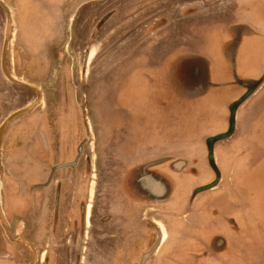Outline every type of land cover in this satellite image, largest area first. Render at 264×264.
<instances>
[{
	"label": "crops",
	"instance_id": "1",
	"mask_svg": "<svg viewBox=\"0 0 264 264\" xmlns=\"http://www.w3.org/2000/svg\"><path fill=\"white\" fill-rule=\"evenodd\" d=\"M72 1L0 0V127L16 112L35 104L39 94L42 95L41 103L15 118L3 135L0 264L29 262L26 248H20L24 256L20 258L17 255L20 246L14 241L28 231L29 202L32 196L40 195L33 191L39 180L34 177L35 166L27 153L35 134L43 133L41 128L35 131V123L41 122V107L50 92L51 42L66 40L64 29L62 34L60 27L58 33L54 30L56 24L60 26L61 21L66 20L67 4ZM74 2V7L78 8V24L84 19L86 9L112 10L111 17L97 34L93 27L101 17L92 20L91 33L87 37L92 42L98 37L110 42L101 53L107 57L106 64L96 66L92 62L87 67L78 66L82 73L98 70L107 73V86L112 84V88H107L106 100L100 102L101 99L93 97L86 100L90 107L85 115L87 131L86 135L80 133L86 140L82 152L84 157L88 156L97 181L89 192L86 227L81 237L83 252L88 249V253H83L86 264H138L150 246L151 232L144 229V219H151L162 233L158 251L148 264H264V213L252 207L249 198L253 196H247L253 195L248 193V183L238 179L237 173L230 171L232 166L226 164L229 160L236 161L238 153L246 154L247 149L251 150L243 144L251 138L237 145L232 138L237 136L239 123L244 120L241 111L264 90V0ZM61 10H65L62 16ZM218 14L230 17L225 25L217 28L208 23V32L201 39L194 37L195 30L192 35L188 33L185 26L192 20L202 17L209 21ZM40 17L46 22L48 31L45 33L34 31ZM14 41L18 42L12 50ZM196 41H204V44L196 49L199 45ZM129 43L134 47L127 48ZM95 55L91 52L89 57L94 59L99 53ZM4 67L12 78L32 88L12 82ZM119 67L129 86L128 97L111 96L116 89L109 74ZM230 73L237 76L236 79L238 73L242 74L237 83L228 81ZM236 85L238 90H243L241 94L244 93L239 100L247 99L235 112L233 133L214 143L212 165L209 141L231 131V109L239 101L223 105L221 100L227 88ZM137 87L142 92L146 89L144 97L134 95ZM98 104L104 105L102 111L106 113L99 119L94 113ZM200 121H206L211 131L199 134L200 139H196L193 137L195 124ZM218 126L220 130L216 129ZM253 131L251 137L255 139ZM204 158L211 179L197 184L195 180L205 176L199 166ZM144 166H156L161 174L172 180L175 190L166 202L144 206L137 204L135 198L129 201L119 192L124 170ZM211 167L216 169V181ZM102 183L106 192H97L96 185ZM96 201L100 216L110 215L112 219L108 225H97L94 230L91 224L94 226ZM16 204L22 205L23 213H16ZM34 219L42 226L39 229L41 239L36 235L31 239L36 248L43 249L40 245L46 241L45 211ZM134 236L142 243L137 253L134 251L138 248L132 242ZM98 238L108 241L104 250L111 254L101 262L99 257L93 259L95 254L89 256L94 247L92 242ZM29 241L25 244L29 245ZM44 258L42 256V260ZM40 259L32 264H44Z\"/></svg>",
	"mask_w": 264,
	"mask_h": 264
},
{
	"label": "flooded vegetation",
	"instance_id": "2",
	"mask_svg": "<svg viewBox=\"0 0 264 264\" xmlns=\"http://www.w3.org/2000/svg\"><path fill=\"white\" fill-rule=\"evenodd\" d=\"M100 9L101 10L97 9L95 12L91 11V13L96 16L89 17L90 19L86 22H84L83 19L82 22L78 24V40L80 37L82 39L84 38V40H89L87 37L90 36L91 33L92 20L98 18V11L101 12L104 8ZM110 15H112L111 11L106 17L96 19L93 27L96 34L106 20L111 17ZM83 23L87 24V29L90 28V32L86 33V35H88L86 37H82L83 33H80ZM97 36L98 35H95V37ZM95 41H99V37L93 42ZM99 58L100 56L97 57L98 60H100ZM100 62L97 63V65H101ZM78 66H80L79 63ZM78 66L75 63V68L73 70V72H75L74 76H76V72H78V74L80 73L77 71ZM60 71L61 70H59V72ZM100 72V70L95 71L96 75L93 76L90 87H86L90 89L91 97L93 98H98L95 96V92L97 91L98 85H96L97 79L100 80L98 76ZM57 83L58 84L53 88L50 86V92L47 96L46 103L41 107L43 117L41 122L38 121L40 124L37 122L35 123V131L41 128L43 133L35 134L34 143L29 146L27 153L29 160L35 166L34 177L39 180V182L33 186V191L35 193L39 192L40 195H35L36 197L32 196L30 199L29 205L31 211L29 212L28 231H26L25 234H21V237H15L14 241L20 246L17 250V255L20 258L24 257L21 253L22 249L20 248L23 246L26 248L27 253H25V255L28 254V264H32L34 261L36 262L39 257L41 258L40 260H42V256H45L42 260L44 264H86L85 261L87 260L86 257L83 256V253H88V249L83 252L81 237L86 227V212L90 204L89 192L93 184L97 183V181L94 177L95 175L92 174L88 156L84 157L85 154L82 152L86 140L81 138L80 133L83 132L86 135L87 131L86 114L82 112V110H84V105L81 99L84 85L81 84L82 82L79 79V75L74 83V85H78V90L76 91L78 94H76L70 86V88L66 86L64 93L55 91L56 88H59V90L61 89L60 82ZM93 83H95V85ZM100 83L101 80L99 84ZM77 99L78 106H76ZM56 102L57 106H59L58 118L53 116L52 113V105L56 107ZM68 103H72L73 105H71L74 106L71 110H69ZM212 171L215 176L214 181H216L218 178L216 169L212 168ZM120 180L122 184L120 185L119 192H121L125 198H128L129 201L135 198L137 199L135 201L137 204L144 206L147 204L157 206L160 202H166L175 190L170 177L161 174L156 166L126 169ZM96 188L97 192H106V186H104L103 183L97 184ZM42 192H44V194ZM16 206L18 207V209L15 210L16 213L18 212V214H20L24 212V210H22V205L16 204ZM98 206L99 202H94V226L91 224L94 230L99 226L108 225L112 219L110 215L100 216L101 214L98 211ZM42 211H45L46 214V241L41 240L42 243L40 246L43 247V249H38V246L36 248L31 238L36 235L41 239L39 229L42 226L39 223L36 224V221L33 220H35L34 218L37 214H40ZM142 225L144 229L148 228V231L151 232L149 236L150 246L141 256L138 264H148L158 251L162 242V233L160 231L161 229L151 219H144ZM35 226L36 229H34ZM122 238L123 236L118 238V241L121 242ZM27 241L30 242L29 245L25 244ZM107 242L108 241L104 238L94 239L92 242L94 246L92 248L93 250L90 251V255H88L92 256L93 253L95 254L93 255V259L99 257L100 262L103 261L104 258L111 255L110 251L105 252L104 250V246L107 245ZM132 242H134L135 246L138 248L134 251V253H137V251L142 248V243L135 236Z\"/></svg>",
	"mask_w": 264,
	"mask_h": 264
},
{
	"label": "rangeland",
	"instance_id": "3",
	"mask_svg": "<svg viewBox=\"0 0 264 264\" xmlns=\"http://www.w3.org/2000/svg\"><path fill=\"white\" fill-rule=\"evenodd\" d=\"M116 3L117 2H115V4ZM74 5H76L74 0L72 2H68L67 9H66V20L67 21L66 20L61 21L60 26L59 24L55 25L56 29L54 31L58 33V28L60 27L61 34H62L63 29H64L65 32L67 33V38L65 41L64 40H60V41L52 40L53 42H51V53H50V64H51L50 80L51 82H50V86L53 88L58 84L57 82H60L59 84H61V89L59 90V88H56L55 91L64 93L66 86L68 87L70 86L76 93V91L78 90V85L77 84L74 85V83L78 79V75H79V79L82 80L81 84L84 85L83 87L84 90L82 91L84 110H82V112L83 113L85 112L86 114L87 112L86 109L90 108L88 103H86V100H88L92 96L90 89H87L86 87L87 86L90 87V83L93 80V76L96 75V73L88 71V72H83V73L80 72L78 74V72H76L77 74L76 76H74L75 75V72H73L75 68L74 66H75V63L77 64V66L79 63L80 65H83V67H87L89 65H92V62H95L94 64L97 65V63H99L100 61H101L100 64H106L107 57H104V55H101V53L103 51L104 52L106 51V48L108 47L110 42H108L107 40H103V41L99 40V41L92 42V40H87V39L84 40V38L82 39L81 37L78 40V23H77L78 8H75ZM97 9L101 10L100 8H97ZM97 9L84 10L83 11L84 22L88 21L90 19L89 17L96 16L92 14L91 11L95 12L97 11ZM64 11L65 10H61L62 12L61 16L64 15ZM110 11L112 12L111 9L104 8L101 12L98 11L99 13L98 17L99 18L106 17ZM58 15L59 14L57 13L56 18L58 17ZM43 19L44 18L42 17L38 18V23L36 24L34 28L35 32L40 31V32L45 33L48 31L45 19L44 20ZM228 19H230V17H223L222 14L220 15L218 14L217 16L214 15V17L208 19L209 21H207L205 18L199 17L194 21L192 20L185 27L187 30L191 31V32L188 31V33H190L191 35H192L193 30H195L194 37L197 39H201L203 37V34L208 32L207 30V28L209 27L208 23L213 24L214 26L218 28L219 26L225 25L224 22ZM89 29H87L86 23H83L81 25L80 33H83L82 37L88 36L86 35V33L90 32ZM16 42L18 41H14L12 50L16 48ZM196 42L199 43V45L196 46V49L202 47V44H204V41H196ZM137 43L135 42L134 44L137 45ZM134 44L129 43L127 48L131 47V45L132 47H134ZM91 52H94V55L95 54L97 55L99 53L98 56H100L99 58L100 60L97 59L98 56L95 57L94 59H91L89 57ZM120 52H122L121 54L123 55V50H121ZM13 57H11V59ZM137 57L139 58V56ZM31 59H33V57ZM47 59L48 58L45 57V60ZM36 60H38V58H36ZM132 64L134 65L135 63H132ZM119 68H117L116 70H114V72L109 74L111 76L110 81L111 79H112V82L115 81L114 89H116L114 90L113 93H111V96L114 95V96H120V97H124V96L128 97L129 86L126 84L125 79H123V72H122L123 69L120 68L119 70ZM59 70L61 71L59 72ZM77 71H78V68H77ZM106 74L107 73H103V72L98 73L101 83L99 84L100 80L97 79L96 85L98 84L99 87L97 85V91L95 92V96L98 97L99 100L101 99L100 102L102 100H106L107 97L109 96V93L107 92V88H112L111 83H109L108 85L109 87L107 86V82H106L107 75ZM134 75H137V74L135 73ZM237 75L239 78L242 74L238 73ZM229 76H230V78H228L229 82L237 83L239 81L238 78L236 79L237 76H234V74L230 73ZM93 84L95 85V83ZM143 85L145 84L143 83ZM145 86L147 87L148 85H145ZM241 91L243 90L242 89L238 90L237 85L234 87L229 86L227 88V93L225 95V98L221 100L222 104L228 105V104H232L238 101L241 97L244 96V93L242 92L241 94ZM144 92L146 93V89H144L142 92L137 87V90L136 91L134 90L133 93L135 96L140 98V97L145 96ZM76 102H77L76 106H78V99L76 100ZM19 104L22 105V103H19ZM71 104L72 103H68L69 110H71V108L74 107L72 106L73 104L72 105ZM58 107L59 106H57V102H56V107L52 105L53 116L57 118L59 115ZM99 107H100V111H99ZM102 108H104V105L102 104L100 106L99 104L95 106L96 110L94 113L98 119L101 115L104 117L106 116L105 115L106 113L102 111ZM77 112H78V107H77ZM241 114H243L244 120L242 121V123H239V127L237 129V136L235 138H232V140L237 145L238 143L241 142V140H247V138H251L250 142L246 143L244 141L243 143L245 148H249L251 150L247 149L246 151L248 152L246 154L238 153L236 157V161L231 162L229 160V163L226 162V164L228 165L230 164L232 166L230 167V171L236 172L238 179H241V180L243 179L245 181L244 183H248L249 185L248 193L253 194V195L251 194L247 195L248 198L250 196H253V198H249V199H252V205H253L252 207L257 208L258 212L264 213V90L261 92V94L258 97L252 99L251 102L245 105L244 111H241ZM106 121L107 119L105 120L104 118L105 123ZM216 129L220 130L219 126L216 127ZM252 130H254L253 132L255 133L254 134L255 139L251 137L253 134ZM194 131H195V136L193 137L196 139H200V137L198 136L199 134H204L207 132L209 133V131H211L210 125H208L206 121L205 123H202V121H200V123L195 124ZM190 139L193 140L192 138ZM199 154L202 157V153L199 152ZM220 156L223 157L224 154H220ZM207 165H208V162L207 160H205V158L200 161L199 166L201 170L204 172L205 176L203 175V178L202 177L197 178L195 180L197 184H200L201 181H203L202 183H206L208 180L211 179V177L208 176V173L210 172L207 168ZM244 198L246 199L247 197L245 196ZM261 219L263 218L261 217ZM262 234L264 236V233Z\"/></svg>",
	"mask_w": 264,
	"mask_h": 264
},
{
	"label": "water",
	"instance_id": "4",
	"mask_svg": "<svg viewBox=\"0 0 264 264\" xmlns=\"http://www.w3.org/2000/svg\"><path fill=\"white\" fill-rule=\"evenodd\" d=\"M8 37H9V32L7 34V39H6V43H5V48H4V55H3V61L5 60V52H6V49H7V44H8ZM4 70H5V67H4ZM5 73L7 75V77L14 83L18 84V85H21V86H25V87H30L32 88L31 86H28L26 84H23V83H20L19 81L15 80L14 78H12L8 73L7 71L5 70ZM247 99V97H244L242 98L241 100H239L236 104H234L232 106V117H231V131L226 134V135H223V136H220V137H216V138H213L209 141V144H210V147H211V162H212V165H214V161H213V156H212V147L214 145L215 142L219 141V140H222V139H225V138H228L232 133H233V127H234V117H235V112L236 110L238 109V107ZM41 100V95L39 94V99L38 101L29 106L28 108H25L23 110H20L18 112H16L15 114H13L12 116H10L3 124L2 126L0 127V151H1V147H2V140H3V135H4V131L5 129L7 128V126L15 119L17 118L18 116H20L21 114H24L26 112H28L29 110L33 109L35 106H37L39 104Z\"/></svg>",
	"mask_w": 264,
	"mask_h": 264
},
{
	"label": "bare ground",
	"instance_id": "5",
	"mask_svg": "<svg viewBox=\"0 0 264 264\" xmlns=\"http://www.w3.org/2000/svg\"><path fill=\"white\" fill-rule=\"evenodd\" d=\"M90 209V208H89Z\"/></svg>",
	"mask_w": 264,
	"mask_h": 264
}]
</instances>
